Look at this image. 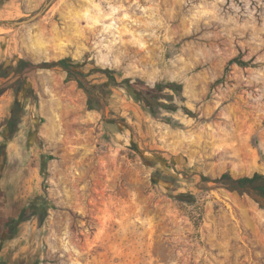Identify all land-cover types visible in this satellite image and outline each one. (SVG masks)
<instances>
[{"label": "rangeland", "instance_id": "rangeland-1", "mask_svg": "<svg viewBox=\"0 0 264 264\" xmlns=\"http://www.w3.org/2000/svg\"><path fill=\"white\" fill-rule=\"evenodd\" d=\"M0 22L6 73L72 58L181 84L197 115L152 116L114 90L103 117L62 69H38L39 102L3 148L5 92L0 264H264V209L201 181L264 174V0H0Z\"/></svg>", "mask_w": 264, "mask_h": 264}, {"label": "trees", "instance_id": "trees-1", "mask_svg": "<svg viewBox=\"0 0 264 264\" xmlns=\"http://www.w3.org/2000/svg\"><path fill=\"white\" fill-rule=\"evenodd\" d=\"M236 64L240 67L247 66L248 63L241 58L232 59L228 65ZM60 68L67 74V81L75 82L78 88L82 90L87 97V108L89 111H97L103 117L105 116L111 102L114 98V90L123 92L128 98H132L143 110L152 116H158L160 110H181L191 118H197L186 106L179 107L176 100L184 102L183 87L176 82H156L154 86L147 84L141 79L132 80L131 78L118 79L119 72L114 69L100 68L85 71L83 63L73 60L72 58H63L53 63L35 64L30 60L20 59L13 73H6L3 66L0 65V80H8L7 83L0 85V97L8 90L12 91L14 103L11 109V115L6 120V132L4 133V147L9 145L20 131L23 118L27 114L25 101L32 98L35 104H38V95L33 93L32 89L27 86L32 73L38 69ZM14 77L11 78V75ZM93 76L105 78L101 83H96ZM22 90L26 91L23 98L20 97ZM2 148V149H3ZM0 149V150H2ZM53 159L51 156L43 164V171H46L48 160ZM201 181L208 187L209 183H214L217 188L226 189L235 192L241 196L246 195L254 200L264 209V174L254 173L251 176L234 177L230 171H226L219 177L212 179L203 176ZM2 181L0 174V199L3 194ZM51 207V205H50ZM1 223V222H0ZM13 222L7 221V226ZM8 228V227H7ZM8 230H12L9 227Z\"/></svg>", "mask_w": 264, "mask_h": 264}, {"label": "water", "instance_id": "water-1", "mask_svg": "<svg viewBox=\"0 0 264 264\" xmlns=\"http://www.w3.org/2000/svg\"><path fill=\"white\" fill-rule=\"evenodd\" d=\"M40 15H42V12L41 11L39 13L35 14L34 16L30 17L27 20H20V21L14 22V25H16V26L30 25V24L34 23L35 21H37V19H38V17Z\"/></svg>", "mask_w": 264, "mask_h": 264}]
</instances>
